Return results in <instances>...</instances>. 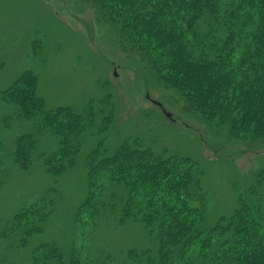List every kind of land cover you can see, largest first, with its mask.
<instances>
[{"label": "trees", "instance_id": "1", "mask_svg": "<svg viewBox=\"0 0 264 264\" xmlns=\"http://www.w3.org/2000/svg\"><path fill=\"white\" fill-rule=\"evenodd\" d=\"M83 2L101 24L117 30L126 57L181 111L227 128L234 141L264 145V0ZM37 82L25 72L0 96L25 118H37L39 134L60 139V149L44 161L58 176L74 166L87 124L100 120L107 129L114 107L102 114V104L99 116L93 103L83 113L71 107L48 111ZM35 147V133L18 137L13 157L19 168H30ZM87 166L89 193L77 210L79 236L71 252L41 244L27 264H114L107 248L100 257L90 252L101 221L142 225L156 249L140 245L122 252L130 264H264V171L238 197L235 212L208 227L204 172L192 158L156 153L136 138L113 154L100 145ZM47 198L24 206L0 231V264H14L13 254L43 233L54 206Z\"/></svg>", "mask_w": 264, "mask_h": 264}, {"label": "rangeland", "instance_id": "2", "mask_svg": "<svg viewBox=\"0 0 264 264\" xmlns=\"http://www.w3.org/2000/svg\"><path fill=\"white\" fill-rule=\"evenodd\" d=\"M117 36V30L101 24L83 0H0V94L25 72H32L48 111L71 107L83 113L93 103L99 116L103 105L102 114L114 107L112 124L107 129L100 120L87 124L74 166L53 176L44 161L60 149V139L39 134L37 118H25L0 96V231L38 198L47 195L54 205L43 233L13 254L14 264H27L41 244L57 243L69 255L79 236L77 210L89 193L87 160L100 145L113 154L122 142L139 138L156 153L179 154L198 162L208 193V227L230 217L238 197L246 196L257 173L264 171V145L234 141L227 128L204 123L198 113L181 111L126 57ZM32 132L34 159L23 170L14 162L15 143ZM140 245L154 246L142 225L117 227L101 221L90 252L100 257L107 248L114 264H130L120 258L122 252Z\"/></svg>", "mask_w": 264, "mask_h": 264}, {"label": "water", "instance_id": "3", "mask_svg": "<svg viewBox=\"0 0 264 264\" xmlns=\"http://www.w3.org/2000/svg\"><path fill=\"white\" fill-rule=\"evenodd\" d=\"M167 116L170 117V114H168Z\"/></svg>", "mask_w": 264, "mask_h": 264}]
</instances>
